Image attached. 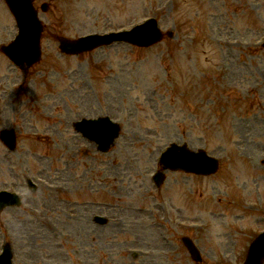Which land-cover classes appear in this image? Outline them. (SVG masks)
Instances as JSON below:
<instances>
[{
	"label": "rangeland",
	"instance_id": "obj_1",
	"mask_svg": "<svg viewBox=\"0 0 264 264\" xmlns=\"http://www.w3.org/2000/svg\"><path fill=\"white\" fill-rule=\"evenodd\" d=\"M49 1L50 13L40 14L45 24L43 58L29 78L27 91L19 97L0 94V130L18 126L22 144L26 145L19 149L27 160L32 161V152L43 151L59 162L51 165L40 161L39 173L52 177L62 174L67 178V186L72 185L74 176L88 187L76 194L60 195L59 200L51 202L29 197L23 211L4 213L1 221L10 222L6 240L14 247V264H72L74 253H78L73 248L81 245L83 252L89 250L87 256L95 258L101 251L99 262L113 264L117 257L111 260L106 255L119 246L115 239L121 230L128 234L137 225L138 216L147 217L146 211L137 216L140 197L153 188L143 175L149 180V174L157 168L158 157L172 142L187 143L193 149L203 147L222 162L220 173L204 179V184L201 179L188 184L181 178L173 181L175 188L184 186L188 193L190 187L202 184L205 190L200 187V191L207 202L212 188H228L230 198L235 193L240 199L229 209L240 204L244 209L247 198L258 202L263 199L264 203V51L252 55L242 48L229 51L225 41H217L218 37L234 36V30L242 32L244 38H257L258 35L250 34L251 27L245 20L261 18L264 0ZM245 3H251L247 11L243 9ZM150 16L158 19L162 31L172 32V37L147 49L116 45L78 57L61 55L58 50L57 35L72 39L102 33L130 27ZM15 33V21L0 2V43H7ZM15 70L0 53V75L8 74L11 79L19 75ZM43 81L48 82L47 88ZM100 114L110 115L124 127L122 137L108 155L96 153L95 147L72 127L82 117ZM38 136L46 139L47 145L34 139ZM25 155L7 151L0 143V188L6 186L7 179L15 182L14 174L38 171L27 167L30 161L25 163ZM10 168L15 171L12 169L11 173ZM90 185L98 194L93 198L88 196ZM107 196L110 201H98L96 208L88 209V199L96 201ZM48 203H58L63 209L43 211L41 204ZM27 205L38 212L28 210L31 207ZM223 208L226 207H211L212 215L219 221L223 215L215 209ZM64 209L76 210L80 219L70 222L69 211L65 213ZM203 209H188L183 214L203 217ZM90 211L117 216L122 223L103 229L95 224ZM252 213L253 216L248 213L244 218L247 223L253 230L263 227V223L257 224L260 211ZM236 214L230 213V218H236ZM47 220L71 232L72 241L67 242L49 229ZM95 226L98 240L86 237ZM220 236V245L232 244L225 234ZM2 238L0 234V244ZM145 241L148 247H164H159L158 241ZM168 248L158 249L159 255L146 262L170 264L172 260L165 261L169 257L164 254ZM44 257L46 262L41 261ZM130 261L121 260L123 264Z\"/></svg>",
	"mask_w": 264,
	"mask_h": 264
},
{
	"label": "water",
	"instance_id": "obj_2",
	"mask_svg": "<svg viewBox=\"0 0 264 264\" xmlns=\"http://www.w3.org/2000/svg\"><path fill=\"white\" fill-rule=\"evenodd\" d=\"M27 6H29V4L24 3V5L21 8V11H19V8H16V9L14 8L15 11H17L22 17L19 20L21 23V28H22L23 34L26 35L30 32L32 37H33V41H34L33 47L29 51L31 53L30 55H28L27 57H24V58L21 57V58L15 59L17 64H19L21 66H23L25 63H27L28 65H31L33 62H35L39 58V51H38V53L36 52V45L39 43L40 32L42 30V27H41L39 21L37 22L35 15H33V13H31L29 10H28V13H25V11L23 10V8H25ZM38 31H39V33H38ZM140 36L143 38H146L145 43H149V42L154 43L161 38L160 33H158V35H157V31H155V33L152 34V36H150V37H147V34H140ZM135 37L136 36H132L128 40H130L131 42H137ZM21 39H22V36L20 37L19 41ZM18 42H17V44H18ZM101 42H104L102 36H100V37L92 36V37H87L85 39H81V40H79V42H75V44H73L74 42H72V45L69 44V45H66L65 47L69 50V52L77 53V52H80L82 50L90 49L92 46H95ZM64 43H66V42H64ZM113 136H114V134L110 137L109 143H111L112 142L111 140L117 136V132H116L115 136L114 137ZM96 139L101 141L100 137H97ZM196 165H197V163H189V166H196ZM199 166L201 168L208 167V165H206L205 163H201V164H199Z\"/></svg>",
	"mask_w": 264,
	"mask_h": 264
},
{
	"label": "flooded vegetation",
	"instance_id": "obj_3",
	"mask_svg": "<svg viewBox=\"0 0 264 264\" xmlns=\"http://www.w3.org/2000/svg\"><path fill=\"white\" fill-rule=\"evenodd\" d=\"M134 264H135V262H134Z\"/></svg>",
	"mask_w": 264,
	"mask_h": 264
}]
</instances>
